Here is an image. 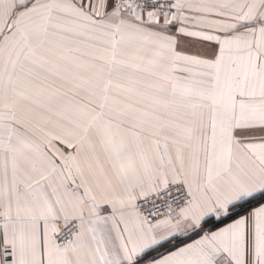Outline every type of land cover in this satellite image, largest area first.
<instances>
[{
	"label": "snow or ice",
	"instance_id": "snow-or-ice-1",
	"mask_svg": "<svg viewBox=\"0 0 264 264\" xmlns=\"http://www.w3.org/2000/svg\"><path fill=\"white\" fill-rule=\"evenodd\" d=\"M0 264H264V0H0Z\"/></svg>",
	"mask_w": 264,
	"mask_h": 264
}]
</instances>
